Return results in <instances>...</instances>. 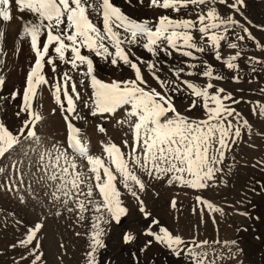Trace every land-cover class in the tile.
<instances>
[{
	"label": "snow or ice",
	"instance_id": "6c2138e0",
	"mask_svg": "<svg viewBox=\"0 0 264 264\" xmlns=\"http://www.w3.org/2000/svg\"><path fill=\"white\" fill-rule=\"evenodd\" d=\"M128 2L131 3V0ZM139 2L143 3V0ZM217 4L226 5L232 10L231 14L222 16L216 7ZM149 6L175 13L193 9L195 19L191 14L187 18L179 19L163 15L152 27L147 21H137L129 17L112 0H0V66L4 63L2 48L6 38L4 24L13 19L21 21L18 38L30 37V46L36 56L34 66L26 77L23 104L17 113V116L27 113L29 118L16 134L0 123V158L15 151L16 146H22V141H28V151L24 154L26 157L35 154L37 171L32 175L37 185L50 190L45 191L44 195L50 196L53 203L60 202L68 212L78 211L81 220L84 219V213L90 210L95 213L91 251L88 253L89 264H95L97 249L104 247L101 237L105 233V228L101 225L112 221L119 223L121 217L127 213V209L122 206L121 193L116 187L117 174L119 182L138 201L139 211L147 217L150 213L146 211L144 202L138 195V192L145 190L146 185L136 174V168L157 180L167 177L168 184L179 182L191 188L203 189L209 186V181L214 180L216 173L222 171L219 165L223 162L224 152L229 147V139L235 143L241 136V128L251 131L248 121L243 120L241 123L240 114L225 103L231 101L235 104L238 101L232 98L231 93L225 92L222 87L217 88L212 82L223 80L224 77L215 73L213 64L198 55L210 52L213 59L223 63L226 68L238 71L236 61L242 55L240 42L246 38L256 40L249 28L234 18L236 14L243 16L241 9L244 0H232L231 3L228 0H150ZM14 12L29 13L35 19L24 20L23 16H14ZM93 16L100 19L102 28L94 22ZM235 28H240L245 35L237 33L235 40H229L228 33ZM195 31L200 33L199 42L193 36ZM42 35H46V39L41 47ZM221 41L227 42V47L236 50L235 53L223 56ZM53 45L55 46L52 47ZM134 45L142 47L154 58L159 57L161 53L171 57L173 52H176L188 60L183 61L182 67L169 68L175 79L162 78L158 73L163 69L158 61L145 62L141 57H136L135 60L131 58V49ZM256 46L264 48L259 42H256ZM82 49L94 52L96 56L104 59L110 58V63L114 66L119 63L126 65L133 70L135 78L112 83L97 79L94 75L93 60L83 55ZM254 59L249 57L250 62ZM57 61L69 65L71 70H78L86 65V71L80 72V75L90 78L93 91L89 100L84 102V106L90 109L92 116L112 114L118 108L130 105L127 116L135 117V123H131L130 119L118 123H129L133 129L132 152L129 154L131 168L125 154L114 143L103 146L107 164L100 156L89 153L81 129L73 123L74 120L81 119L76 108V101L81 99V93L77 90L76 82L69 71L59 75L53 85L56 103L66 113L64 120L67 128V148L53 145L49 149L44 146L43 138L36 131V125L42 117L33 112L31 100L36 95L35 89L38 86L49 83L43 73L45 62L51 65L55 74ZM256 62L261 63L258 60ZM141 63L146 64L148 72L163 92L148 85L139 66ZM197 69H202L198 74L207 80L204 86L182 78L184 75L197 74ZM233 80L238 82L239 76H233ZM4 82L3 76L0 75V86ZM80 84L84 85V79H81ZM212 89L215 91H210ZM185 90L194 97L189 110L196 108L198 102H202L204 119H190L177 112L172 94ZM18 95L19 93L14 91L12 99ZM169 112L173 114L171 117L167 115ZM255 112L254 109V114ZM259 114L264 115V105H259ZM229 117H234L237 123L233 124ZM98 130L105 131L103 127H99ZM124 144L127 146L128 141L125 140ZM137 149H140L142 155L136 154ZM77 159L87 160V171L77 170ZM20 164L22 161H13L12 168L19 172L17 165ZM4 171L5 169L0 167V173ZM185 174L190 178H186ZM20 185H24L22 172L19 182L9 180L7 187L10 191L20 192ZM94 188L98 189L102 201L94 198ZM25 189L29 195L38 197L31 183L25 185ZM19 199L24 202L25 196L20 194ZM197 201L206 204L210 210L221 211L200 197H197ZM70 203L74 207H69ZM172 206H176L175 200ZM56 214L61 213L57 211ZM153 223L158 224V221ZM41 226V223L37 222L34 227L29 228L25 239L20 240L18 245L27 248L32 244ZM147 234L176 255L181 254V246L184 245L192 264H206L207 252L204 251V246L208 244L207 241L193 240V246L188 248L180 236L173 235L164 227H160L158 233L149 231ZM135 239L133 234L124 235L125 243H131ZM151 243L149 240L140 251H146ZM12 247L15 248L17 245ZM38 247L37 240L36 246L31 249V254L34 255L32 264H37L41 259V255L35 254Z\"/></svg>",
	"mask_w": 264,
	"mask_h": 264
},
{
	"label": "rangeland",
	"instance_id": "374dc122",
	"mask_svg": "<svg viewBox=\"0 0 264 264\" xmlns=\"http://www.w3.org/2000/svg\"><path fill=\"white\" fill-rule=\"evenodd\" d=\"M228 2L231 3L232 0ZM149 4L150 0H143V3L139 0H131V3L128 0L120 1V7L124 13L126 12L125 14L137 21H147L152 27L163 15L179 19L187 18L191 14L195 19L193 9L175 13L171 10L150 7ZM216 7L222 16L232 12L224 4H217ZM241 11L243 16L236 14L234 18L248 27L256 40L246 38L245 41L240 42L242 55L236 61L239 66L238 71L226 68L223 63L213 59L210 52L198 55L213 64L215 73L224 77L223 80L212 82L217 88L222 87L225 92L231 93L232 98L238 101L235 104L231 101L225 103L240 114L241 123L243 120L248 121L251 131L241 128V136L235 143L229 139V147L225 150L223 162L219 165L222 171L216 173L214 180L209 181V186L203 189L191 188L179 182L168 184L167 177L157 180L136 168V174L146 185L145 190L138 192V195L143 200L146 211L150 213L147 217L139 211L138 201L119 182L117 174L116 187L121 193L122 206L127 209V213L121 217L119 223L112 221L101 225L105 228V233L101 237L104 247L97 249L95 264H192L184 245L181 246V254L176 255L147 234L149 231L158 233L160 227L166 228L173 235L180 236L188 248L193 246V240L207 241L208 244L204 246V251L207 252L206 264H264V163H262L264 162V115L259 114V105H264V48L256 46V42L264 45V0H244ZM92 19L102 28V22L98 17L93 16ZM237 33L245 35L240 28H235L228 33L229 40H235ZM193 36L199 42L200 33L195 31ZM45 39L46 35H42L41 47ZM110 50L114 51L111 48ZM235 51L227 47V42L221 41L223 56L227 57ZM82 54L93 60L94 75L105 83L135 78L133 70L122 63L114 66L110 63V58L96 56L87 49H82ZM136 57H141L145 62L158 61L163 69L158 74L167 79H175L169 68L182 67L183 61L188 60L176 52H173L171 57L161 53L159 57L154 58L142 47L134 45L131 49V58L135 60ZM249 57L255 59L250 62ZM35 59V53L30 46V37H23L19 38L15 49L7 51L2 69L0 66V75L5 73V82L0 89V123H3L13 134L18 133L24 121L29 118L27 113H21L19 116L17 113L23 104L26 77L34 66ZM257 60L261 63H257ZM139 66L148 85L163 92L148 72L146 64L141 63ZM201 70L197 69V74L184 75L182 78L204 86L207 80L198 74ZM65 71L70 72L76 82L77 90L81 93V99L76 101L81 119L74 120L73 123L81 129L89 153L100 156L107 164L103 146L114 143L125 154V159L129 161L131 168L129 154L132 152L133 129L129 123H118L129 119L131 123H135V117L127 116L130 105L118 108L112 114L92 116L90 109L84 106V102L89 100L93 91L90 78L80 75V72L86 71V65L78 70H71L69 65L57 61V72L54 74L51 65L45 62L43 73L49 83L38 86L35 89L36 95L31 100L33 112L42 117L36 125V131L43 138L44 146L49 149L53 145L67 148V128L64 120L66 113L56 103L53 95V85L57 77ZM235 75L239 76L238 82L233 80ZM81 79H84L83 86L80 84ZM14 91L19 95L12 99ZM69 92H71L70 84ZM193 98L187 90L172 94L173 105L177 112L190 119H204L202 102H198L196 108L189 110ZM61 99L63 100L62 93ZM167 115L171 117L173 114L169 112ZM229 119L233 124L237 123L234 117ZM99 127H103L105 131L100 132ZM125 140L128 141L127 146L124 144ZM28 147L29 142L22 141V146H16L15 151L0 158V167L5 169L0 173V264H32L34 255L31 254V249L36 246L37 240L39 247L35 254L41 255L37 264H89L88 253L91 251L95 213L90 210L84 213V219L81 220L78 211L68 212L60 202H51L50 196L44 195L45 191L50 190L37 185L32 175L37 171L36 157L34 153L30 157L25 156ZM69 154H71L70 149ZM136 154H141L140 149H137ZM13 161H22V164L17 165L19 172L12 168ZM77 164V170L87 171L86 159H77ZM111 167L115 172L114 165ZM20 172L23 173L24 178V185H20L21 191L8 190L9 180L18 183ZM101 174L103 175L102 170ZM185 177L190 178L187 174ZM28 183H31L33 191L38 194L37 198L26 191L25 185ZM20 194L25 196L24 202L19 199ZM197 197L221 211L210 210L206 204L199 203ZM94 198L102 201L98 189L95 188ZM173 200L176 202L175 207L172 206ZM68 206L74 207L71 203ZM57 211L61 214L57 215ZM153 221H158V224H154ZM37 222L42 226L36 239L27 248L20 247L18 242L25 239L28 229L34 227ZM126 233L133 234L136 239L131 243H125ZM149 240L152 243L147 250L140 251ZM233 241L236 243L233 244ZM12 245L17 247L13 248Z\"/></svg>",
	"mask_w": 264,
	"mask_h": 264
},
{
	"label": "bare ground",
	"instance_id": "6f19581e",
	"mask_svg": "<svg viewBox=\"0 0 264 264\" xmlns=\"http://www.w3.org/2000/svg\"><path fill=\"white\" fill-rule=\"evenodd\" d=\"M112 1L116 6L120 7L121 0H112ZM13 15L23 16L24 20H34L35 19V17L29 13L21 14L18 12H14ZM4 26L6 27V38H5V41L3 42V53L5 55L7 51H11L16 48L17 41L19 40L18 33L20 32V29H21V21L18 19H13L11 22H5ZM4 55H3V59H4ZM1 69H2V66H1ZM1 75L3 76V78L5 77V73H2ZM1 87L2 86H0V89Z\"/></svg>",
	"mask_w": 264,
	"mask_h": 264
}]
</instances>
